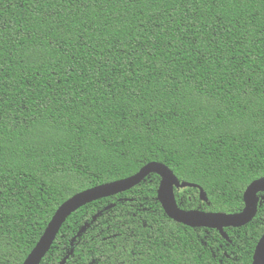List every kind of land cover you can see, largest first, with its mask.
<instances>
[{"label": "trees", "instance_id": "trees-1", "mask_svg": "<svg viewBox=\"0 0 264 264\" xmlns=\"http://www.w3.org/2000/svg\"><path fill=\"white\" fill-rule=\"evenodd\" d=\"M150 162L206 193L174 188L181 209H243L264 177V0H0V264ZM159 183L78 209L40 264H252L264 202L224 239L169 219Z\"/></svg>", "mask_w": 264, "mask_h": 264}, {"label": "water", "instance_id": "water-1", "mask_svg": "<svg viewBox=\"0 0 264 264\" xmlns=\"http://www.w3.org/2000/svg\"><path fill=\"white\" fill-rule=\"evenodd\" d=\"M150 174H156L160 177V183L157 190V201L169 219L175 223L190 228L216 230L224 239H228V236L224 231L225 228H240L253 220L258 210L257 195L259 193H264V177H262L251 182L245 189L243 194L244 207L239 213L223 214L202 210L186 211L177 205L174 188H198L200 200L208 203L206 193L195 184L180 182L166 165L158 162H150L143 166L134 175L86 189L67 199L57 208L40 239L22 264H40L50 250L66 219L78 209L94 201L128 191L139 185ZM84 229L85 228L82 227L73 239L75 240L78 238ZM72 252L73 251L71 250L69 254L59 262V264H66V261L69 256L72 255ZM252 264H264V233L261 235L255 246L252 256Z\"/></svg>", "mask_w": 264, "mask_h": 264}, {"label": "flooded vegetation", "instance_id": "flooded-vegetation-1", "mask_svg": "<svg viewBox=\"0 0 264 264\" xmlns=\"http://www.w3.org/2000/svg\"><path fill=\"white\" fill-rule=\"evenodd\" d=\"M262 194V195H261ZM264 193H259L258 196V208L261 206V204L264 202ZM264 233V232H263Z\"/></svg>", "mask_w": 264, "mask_h": 264}]
</instances>
